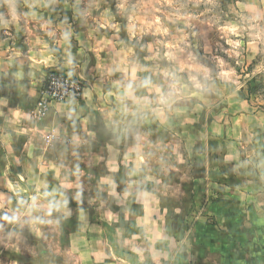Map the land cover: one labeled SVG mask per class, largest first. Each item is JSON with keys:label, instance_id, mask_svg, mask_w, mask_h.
<instances>
[{"label": "crops", "instance_id": "obj_1", "mask_svg": "<svg viewBox=\"0 0 264 264\" xmlns=\"http://www.w3.org/2000/svg\"><path fill=\"white\" fill-rule=\"evenodd\" d=\"M235 8L250 31L235 38L244 49L231 74L254 75L264 0ZM108 10L0 0V195L21 203L22 217H44L69 264H264L263 97L216 80L159 92L109 34ZM50 71L85 91L38 121ZM162 171L180 187L175 215L155 189Z\"/></svg>", "mask_w": 264, "mask_h": 264}, {"label": "rangeland", "instance_id": "obj_2", "mask_svg": "<svg viewBox=\"0 0 264 264\" xmlns=\"http://www.w3.org/2000/svg\"><path fill=\"white\" fill-rule=\"evenodd\" d=\"M83 1L109 7L113 20L109 34L128 51L129 60L158 86L159 92L200 87L210 80L236 81L244 85L250 99L262 100L257 88L264 83V76L258 74H264L263 56L249 67L256 74L246 76L243 66H239L238 76L231 74L242 64L244 49L235 38L244 40L250 31L245 17L235 8L236 0ZM254 29L251 32L262 38L261 27ZM254 87L258 91L249 93L248 88ZM160 177L161 184L155 189L163 207L175 215L180 207V187L170 185L165 171ZM22 206L18 201L11 205L0 195V264H69L68 258L56 250L54 240L43 234L48 226L46 219L22 217ZM180 221L173 216L169 223L175 226ZM46 249L51 256L46 255Z\"/></svg>", "mask_w": 264, "mask_h": 264}, {"label": "built area", "instance_id": "obj_3", "mask_svg": "<svg viewBox=\"0 0 264 264\" xmlns=\"http://www.w3.org/2000/svg\"><path fill=\"white\" fill-rule=\"evenodd\" d=\"M84 91L85 84L80 79L55 71L48 72L31 111L32 118L38 121L43 120L53 104L79 100L83 97Z\"/></svg>", "mask_w": 264, "mask_h": 264}, {"label": "trees", "instance_id": "obj_4", "mask_svg": "<svg viewBox=\"0 0 264 264\" xmlns=\"http://www.w3.org/2000/svg\"><path fill=\"white\" fill-rule=\"evenodd\" d=\"M257 89L261 91L262 97H263V99H264V85H263V84L260 85ZM257 89H256V87H254V88H252V89H249V88H248V92L251 93V92H253V91H258Z\"/></svg>", "mask_w": 264, "mask_h": 264}]
</instances>
